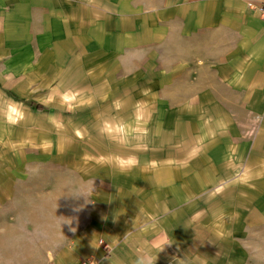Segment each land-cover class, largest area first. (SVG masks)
<instances>
[{
  "label": "rangeland",
  "instance_id": "rangeland-1",
  "mask_svg": "<svg viewBox=\"0 0 264 264\" xmlns=\"http://www.w3.org/2000/svg\"><path fill=\"white\" fill-rule=\"evenodd\" d=\"M39 2L0 30V264H55L87 233L101 256L74 264L110 261L122 215L130 264H264L262 117L240 143L203 111L160 14L117 30L108 8Z\"/></svg>",
  "mask_w": 264,
  "mask_h": 264
},
{
  "label": "crops",
  "instance_id": "crops-1",
  "mask_svg": "<svg viewBox=\"0 0 264 264\" xmlns=\"http://www.w3.org/2000/svg\"><path fill=\"white\" fill-rule=\"evenodd\" d=\"M34 2L36 0H0V30L9 27L10 14L21 13L23 16L26 5ZM50 2H59L66 7L93 5L102 18L108 8L112 20L118 23H114L117 30L121 28L119 22L131 21L144 12L148 13L150 22L156 20L155 14H160L168 29L164 36L175 35L177 52L184 53L178 61L193 63L179 67L192 68L191 78L202 80L201 99L208 101L203 111H208L209 116L214 115L223 130L225 126H230V131L236 127L235 131L241 134L236 142H243L242 133L250 131L255 118L262 117L261 132H264V20L248 8V5L261 4L264 0H40L39 3ZM172 20L177 23L175 33L169 27ZM238 116L245 119H232ZM141 219L145 221L151 217L144 212ZM133 221L124 215L119 218L122 227L104 221L105 242L121 244L110 261L102 264L131 263L132 257L126 253L134 252V245L131 239L123 238H127ZM88 237L87 233L85 238L76 241L74 248L78 254L69 247L59 250L53 258L55 264H74L80 255H84L80 246L86 243L89 248L85 255L100 258L96 242H90Z\"/></svg>",
  "mask_w": 264,
  "mask_h": 264
},
{
  "label": "built area",
  "instance_id": "built-area-1",
  "mask_svg": "<svg viewBox=\"0 0 264 264\" xmlns=\"http://www.w3.org/2000/svg\"><path fill=\"white\" fill-rule=\"evenodd\" d=\"M248 8L252 12L257 14L259 18L264 20V3L250 4V5H248ZM99 245L102 248V250L104 251V255H108L110 253L111 250L109 248V245L106 244V242L99 241ZM78 264H99V262L97 260H93V259H83V260L79 261Z\"/></svg>",
  "mask_w": 264,
  "mask_h": 264
},
{
  "label": "clouds",
  "instance_id": "clouds-1",
  "mask_svg": "<svg viewBox=\"0 0 264 264\" xmlns=\"http://www.w3.org/2000/svg\"><path fill=\"white\" fill-rule=\"evenodd\" d=\"M70 94H71V90H67L65 92V99H67ZM13 111L16 113L18 119L11 120V121H9V123L16 124V123H19L20 120L24 119V114L21 113L19 110L13 109ZM123 127L125 128V132H126L127 131V126L123 125ZM135 264H143V259L142 258H138L136 260Z\"/></svg>",
  "mask_w": 264,
  "mask_h": 264
},
{
  "label": "trees",
  "instance_id": "trees-1",
  "mask_svg": "<svg viewBox=\"0 0 264 264\" xmlns=\"http://www.w3.org/2000/svg\"><path fill=\"white\" fill-rule=\"evenodd\" d=\"M35 109L39 111L41 108L39 106H36Z\"/></svg>",
  "mask_w": 264,
  "mask_h": 264
}]
</instances>
